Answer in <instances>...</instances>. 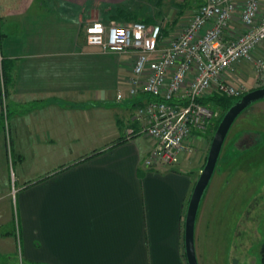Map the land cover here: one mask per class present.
Segmentation results:
<instances>
[{
	"label": "crops",
	"instance_id": "0c3cea01",
	"mask_svg": "<svg viewBox=\"0 0 264 264\" xmlns=\"http://www.w3.org/2000/svg\"><path fill=\"white\" fill-rule=\"evenodd\" d=\"M82 1H91L95 13ZM104 1L109 0H0V51L10 73L9 102L39 105L26 112L10 110L11 115L7 111L18 133L15 151L22 162L27 148L21 131L26 130L36 137L34 146L46 151L42 160L47 161L31 178L20 171L18 223L10 229L11 204L1 203L10 192L0 95V174H5L4 184L0 181V264H17V243L23 264H188L185 217L203 166L193 173L177 163L144 165L152 139L137 132L127 136L128 129L140 127L134 113L141 103L135 101L143 96L129 95L134 56L130 54L128 67L122 54L102 52L85 34L93 20L122 22ZM104 56H117V63ZM110 68L119 86L128 84V100L114 118L121 134L114 130L115 139L95 138L78 152L59 155L51 170V143L63 148L70 135L91 127L90 118L103 122L102 109L92 113L70 103L104 100L110 92Z\"/></svg>",
	"mask_w": 264,
	"mask_h": 264
},
{
	"label": "built area",
	"instance_id": "2783aa9c",
	"mask_svg": "<svg viewBox=\"0 0 264 264\" xmlns=\"http://www.w3.org/2000/svg\"><path fill=\"white\" fill-rule=\"evenodd\" d=\"M238 21V26L233 22ZM87 42L104 53L132 54L128 77L129 95L149 93L159 97L140 104L133 133L153 141L144 160L147 167L174 165L183 151H192L195 131L206 132L217 109L200 98L210 93L240 96L251 90L233 81L236 70L246 64L255 71L254 87L264 86V0H204L183 27L170 37L161 24L93 20L85 29ZM1 91L6 130H9L6 91ZM232 77V79H231ZM236 79V76L235 78ZM118 98L123 97L121 91Z\"/></svg>",
	"mask_w": 264,
	"mask_h": 264
},
{
	"label": "rangeland",
	"instance_id": "374dc122",
	"mask_svg": "<svg viewBox=\"0 0 264 264\" xmlns=\"http://www.w3.org/2000/svg\"><path fill=\"white\" fill-rule=\"evenodd\" d=\"M82 2L87 5V10L91 7L90 14L95 13V7L94 5L91 6V1ZM104 2L108 4L112 11H116L120 7H126L133 12L142 14L141 10H143L145 14L153 15L161 25H169L167 38L183 27L193 11L203 1L109 0ZM186 2L188 5H186ZM179 14L181 15L178 16ZM175 18H178V22L172 26L171 22ZM1 39L3 40V37ZM119 57L125 63L127 62L126 65L128 67L132 66V61L128 60L131 57L130 54H122ZM117 58V56H104L105 61L112 60L114 64L117 63ZM127 66H123L124 71L128 68ZM106 71L109 74L111 84L109 85L110 92L104 96V100L96 102L91 99L92 101L88 100L86 103H70L74 109H83L80 106H86L87 110L92 113L102 109L103 122L99 123L98 121L96 124L95 119L93 117L90 118L88 125L91 127L83 133L70 135L68 137L70 141L67 142L69 144L65 143L63 148L60 144L54 145L51 143V170L56 168L53 164L59 160V155L78 152L83 148L85 142L89 146L95 138L100 142H107L118 137V135H113V131L116 130L114 118L117 110H120L123 103L128 100V84L127 86H119L114 77L116 72L111 68L106 69ZM235 76L236 79H234ZM234 78V82H244L249 88L255 86V71L249 64L238 67ZM118 89L122 90L123 98H116ZM7 91H9V87ZM0 95L3 102L2 91H0ZM239 98L238 96H233L232 100L235 103ZM6 102L9 115H11L10 110L17 111L18 109L26 112L35 110L39 106L37 102H25L22 107L12 105L9 102L8 92L6 94ZM54 106L55 103L52 102L51 110ZM214 109H217L218 116L214 117L213 120L223 113L221 107ZM213 120L210 126L213 125ZM31 121L37 122L38 119L32 118ZM9 122L11 125L9 130H6L4 119L1 125L4 132V150L8 170V187L6 191L10 193L1 203L7 205L10 202V229H14L18 223L15 188H19L22 183L19 178L20 171L23 170L24 174L31 178L36 170L45 166L47 161L42 160L46 151L34 146L37 143L36 137L27 134L26 130H23L21 131V133H24L22 144L27 148L25 151L26 158L19 162L15 151L18 147L16 140L18 133L15 134L16 127L11 119L8 120ZM95 124L96 127L94 128ZM116 131L121 134L119 129ZM207 131L194 135L195 137L191 140L193 150L183 151L176 166L189 168L190 172L193 173L202 168L212 141L208 135L210 128ZM142 135L147 136L145 133ZM38 156L41 159H37ZM15 174H17V177ZM0 181L4 184V173L0 174ZM196 222V247L199 264H261V248L264 242V98L253 102L243 110L230 128L213 177L204 192ZM3 228H6V225ZM20 247L17 243V264H23L20 260Z\"/></svg>",
	"mask_w": 264,
	"mask_h": 264
},
{
	"label": "water",
	"instance_id": "95a60500",
	"mask_svg": "<svg viewBox=\"0 0 264 264\" xmlns=\"http://www.w3.org/2000/svg\"><path fill=\"white\" fill-rule=\"evenodd\" d=\"M261 98H264V86L243 94L225 112L213 135L205 165L193 188L185 217V251L188 264H199L195 244L197 216L204 192L213 177L228 132L241 112Z\"/></svg>",
	"mask_w": 264,
	"mask_h": 264
},
{
	"label": "trees",
	"instance_id": "16d2710c",
	"mask_svg": "<svg viewBox=\"0 0 264 264\" xmlns=\"http://www.w3.org/2000/svg\"><path fill=\"white\" fill-rule=\"evenodd\" d=\"M184 5H185V3H184ZM186 5H188L187 2H186ZM181 11H183V9H181ZM141 12H143V13L140 14V13H137L135 11L133 12L129 8L120 7L116 11H112L111 14H112L113 17H116L118 19H121L122 22H124V23L125 22H129V21H135V20L144 21L147 24L158 23L153 15L145 14L143 10H141ZM180 15L181 14H179L178 16H180ZM177 22H178V18H175L171 22L172 26L175 25V24H177ZM161 33H162V35L164 37H166V35L169 33V25H167V24L166 25H161ZM1 65H2L3 82H4V85H5V91H6V94H7V92H8L7 91V89H8L7 86H8V80H9V77H10V73H9L8 68L6 67V61H5L4 56H2ZM254 88H256V87H252L251 90L254 89ZM141 94H143V96L139 97V102H137V100H136L135 101L136 103H141L142 104V103H144L146 101H149V100H152V99H158L159 98V97L154 96V95H151L149 93H141ZM141 94H139V95H141ZM138 96H136V97H138ZM241 96L242 95H240L238 97H241ZM232 97L233 96L214 92V93H210V94H208V95L203 96V97L200 98V100L203 103L209 105L212 108L221 107L223 109V113L217 119L215 118L213 120L214 121L213 122V125H211L209 127L210 128V133H208V135L210 136V139L211 140H212L213 135H214V133H215V131H216V129H217V127H218V125H219L222 117L224 116L225 112L234 103V101L232 100ZM2 118H4V117H2ZM195 132L196 133L198 132L200 134L203 133V132H200V131H195ZM206 132H208V131H206ZM133 134H135V133H133ZM206 159H207V155H206V158H205V162H206ZM205 162H204V165H205ZM204 165H203V167H204ZM15 233H17L16 230H15ZM261 264H264V242H263L262 248H261Z\"/></svg>",
	"mask_w": 264,
	"mask_h": 264
},
{
	"label": "flooded vegetation",
	"instance_id": "af4514ba",
	"mask_svg": "<svg viewBox=\"0 0 264 264\" xmlns=\"http://www.w3.org/2000/svg\"><path fill=\"white\" fill-rule=\"evenodd\" d=\"M256 88H258V87H256Z\"/></svg>",
	"mask_w": 264,
	"mask_h": 264
}]
</instances>
